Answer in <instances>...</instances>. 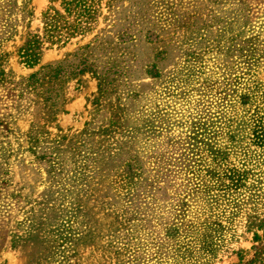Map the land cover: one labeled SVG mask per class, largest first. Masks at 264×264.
<instances>
[{
  "label": "rangeland",
  "instance_id": "rangeland-1",
  "mask_svg": "<svg viewBox=\"0 0 264 264\" xmlns=\"http://www.w3.org/2000/svg\"><path fill=\"white\" fill-rule=\"evenodd\" d=\"M50 5L32 0L0 39V264H248L264 249L249 229L264 221V146L243 96L264 106V0H103L84 34L40 37L30 67L20 50ZM48 65L83 70L50 120L17 85ZM71 205L63 242L50 232Z\"/></svg>",
  "mask_w": 264,
  "mask_h": 264
},
{
  "label": "trees",
  "instance_id": "trees-1",
  "mask_svg": "<svg viewBox=\"0 0 264 264\" xmlns=\"http://www.w3.org/2000/svg\"><path fill=\"white\" fill-rule=\"evenodd\" d=\"M50 6L46 12L43 14V24H44V34L40 36L38 33H32L28 37L25 45L21 48V58L24 60L25 64L30 67H34L38 64L39 57L41 55L42 42L40 37H49V40H53L56 37H76L82 35L90 29L91 23L97 21V17L100 10V4L103 0H49ZM32 0H0V39L2 37H12L18 34V27L24 23L27 19L33 17V12L28 9ZM60 2L61 7L64 10L62 13L56 7L53 6L54 3ZM17 15H22L21 19H18ZM7 54L0 53V67L6 63ZM76 67L74 71L67 67V65L58 66H44L40 71L32 74L29 77L22 78L17 85L19 87L21 95L24 93L32 92L39 100L37 103H41L42 99L43 108L46 110V119H52L57 112L60 111V94L62 91V86L66 82V79L75 78L83 70L77 72ZM11 81L4 69H0V84ZM100 90L103 91V85L105 87L106 81L99 79ZM10 83V82H8ZM106 88V87H105ZM257 93L246 94L243 96L244 104L258 103L253 110L252 116V131L255 139L254 142L258 146H264V106L260 107V101ZM262 104H264V92L262 94ZM261 108V109H260ZM35 127V126H34ZM33 129L29 133V142L32 148H38L41 143L42 136L40 129ZM88 152L89 155H93L92 151ZM48 157V155H47ZM46 156L42 158L46 159ZM49 161H55L52 157H48ZM138 168L134 164H128L125 166L123 173L130 180V183H135L136 174ZM76 178V175H75ZM77 177L76 179H78ZM136 184V183H135ZM70 216L67 215V219H62L60 225L55 226V230H51V234L58 236L60 240L66 242L72 238H75L76 232L73 229L74 223L73 219L77 221L79 216L81 217V207H75L71 205L66 209ZM261 230L262 235L258 232L254 234V240L256 242L264 241V221L259 224L256 221L251 222L249 229ZM67 232L69 237H63V233ZM209 237H206L204 241L205 247L212 242ZM264 247V246H263ZM207 253L213 254L212 248L207 249ZM207 264V263H204ZM248 264H264V249L258 250L253 260Z\"/></svg>",
  "mask_w": 264,
  "mask_h": 264
}]
</instances>
